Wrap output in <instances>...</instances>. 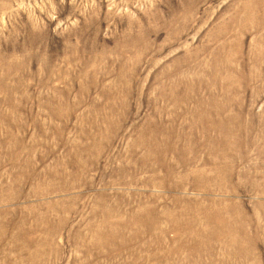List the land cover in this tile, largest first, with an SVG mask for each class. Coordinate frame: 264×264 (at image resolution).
<instances>
[{"label":"rangeland","instance_id":"374dc122","mask_svg":"<svg viewBox=\"0 0 264 264\" xmlns=\"http://www.w3.org/2000/svg\"><path fill=\"white\" fill-rule=\"evenodd\" d=\"M0 264H264V0H0Z\"/></svg>","mask_w":264,"mask_h":264}]
</instances>
